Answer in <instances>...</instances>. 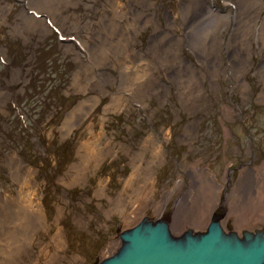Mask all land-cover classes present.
Returning a JSON list of instances; mask_svg holds the SVG:
<instances>
[{"label":"rangeland","instance_id":"rangeland-1","mask_svg":"<svg viewBox=\"0 0 264 264\" xmlns=\"http://www.w3.org/2000/svg\"><path fill=\"white\" fill-rule=\"evenodd\" d=\"M119 1L122 26L132 21L135 96L118 91L110 79L117 68L81 44L97 30L111 32L100 23L111 0H52L49 11L0 0V234L19 233L22 220L29 225L19 210L28 169L46 221L18 236L26 253L16 264H94L117 250L118 229L144 216L168 217L174 235L204 231L220 208L239 233L264 228V0L254 7L211 0L230 17L205 14L203 23L202 15L183 18L178 0ZM23 11L41 23L25 22ZM98 81L100 94L90 88ZM112 94L122 100L105 112ZM100 136L98 147L110 141V149L73 182L81 142ZM198 170L213 177L209 189H201ZM147 171L152 183L142 186ZM131 172L132 187L125 185Z\"/></svg>","mask_w":264,"mask_h":264},{"label":"bare ground","instance_id":"bare-ground-1","mask_svg":"<svg viewBox=\"0 0 264 264\" xmlns=\"http://www.w3.org/2000/svg\"><path fill=\"white\" fill-rule=\"evenodd\" d=\"M50 1L52 0H28L29 6L30 7H35L39 11H45L46 10H51V3ZM111 10L112 12L106 10L101 14L100 17V23L106 22V27L111 30L110 33H108L106 30L101 29L97 30L95 32V38H92V41L90 40H83L81 41V44H88L87 46L91 47V51L89 50V53L91 54V57L96 60H100V64L103 65H110L113 67H116L118 70V79L115 80L113 77L110 79L113 80L114 83L117 85V90L118 91H128L131 96H135V92L132 94V65L135 62V52L132 51V35H129L130 33L132 34V21L129 22L130 18H127V23L129 24L126 27L122 26V23L120 22L119 18H121L122 15H124L122 11V6L119 0H111ZM145 5L153 7V3L150 0H141ZM181 5V10L183 13V18L185 16H189V14L193 15H202L201 23H203L206 19V15H209V17L216 16L218 17V20L220 22L224 21L227 19L226 17H230V13H225L226 15L221 16L218 12L212 10V2L211 0H178ZM225 3L228 2H233L232 0H225ZM235 3L237 2L238 5L240 6L243 1L247 0H234ZM253 4H250L251 7L257 6L261 4L260 1L257 0H251ZM244 5L243 8H246V4ZM48 6V8H46ZM130 7V6H129ZM129 12H132V7L129 8ZM152 16L150 21L153 22L152 25L156 26V30H160V24L156 18V13L152 12ZM205 15V16H203ZM22 19L25 22L28 23H36L37 25L40 24V20H35L32 17L28 16L25 14V12H22ZM168 18V17H166ZM165 18V19H166ZM4 21V18L1 17V22ZM186 21V20H185ZM169 23V21H167ZM108 25V26H107ZM43 29L47 30L44 25ZM162 31V30H161ZM115 37V41H113ZM101 39V40H100ZM112 42L109 44V40ZM108 42L104 44L105 42ZM158 44H154L152 48L157 47ZM151 44L148 46L147 50L151 51L154 55L157 53V48L155 49H150ZM164 51V50H162ZM157 56V55H156ZM157 65H160L161 67L163 66V61L160 60V63H156ZM164 67H169V66H163ZM89 84V82L87 83ZM104 83L102 82H94L90 86L92 90H96L99 94L104 92ZM143 85V84H141ZM140 85V86H141ZM119 95V94H118ZM116 94L111 95V100L110 102L105 106L104 111L107 112L111 110V108L115 107L116 105L120 103L122 100V97ZM82 107H78V111L81 112L82 114ZM74 115L73 113H69L68 117L63 123V129L67 130L69 129L70 122L72 121ZM90 134L93 135V131L90 130ZM94 137V135H93ZM102 136L94 139H87L81 142L80 147H79V162L74 164L71 168L74 171L72 180L73 182H79L83 179L86 170L90 166V161H97L100 157L104 156L106 154V150L110 149V144L111 142H107L106 146L98 147L97 145V140H100ZM99 151V154L97 155L96 151ZM161 150V146L157 147V150L154 154V157L158 158V153ZM95 153V155H93ZM130 157H132L130 155ZM132 160V158H131ZM13 162H19L18 158L13 157L12 158ZM198 173H203L208 174L207 170H198ZM149 174V175H147ZM144 177V183L142 186L151 184L152 183V177L151 174L148 173ZM138 176V175H137ZM136 176V177H137ZM21 183H20V197H21V202H20V212H21V217H25L27 219L28 217V222L29 225H26V220H22L19 222L20 224V230L19 233L10 231L8 234L2 235L0 234V264H16L17 261L20 260V257L22 256V253H26L25 249V241L21 243L19 239V235L24 231V229L27 232H30V230H34L37 228H43L45 225V219H44V213L42 209V205L40 202L39 196L36 195V192L34 190V185L31 186L32 178L29 174V169L27 171V174L25 177L21 178ZM200 183L201 189L202 187L205 188H210L213 183H215L214 179L212 176H209L207 178L206 175H204L203 179L200 178L198 180ZM126 186H131L132 187V172L128 179L125 181ZM199 188L197 190L196 194H201L202 191ZM140 189H135V200L137 201L139 196H140ZM110 203L112 206H116L117 208L121 207L120 210H122V202H120L119 197H114V198H109ZM10 204L11 201H9ZM8 203V205H9ZM163 206V205H162ZM159 208V211L161 215H163V207ZM179 207V204L177 205V208ZM119 210V211H120ZM178 213V211H177ZM222 222V221H221ZM31 224V225H30ZM25 225L27 227H25ZM222 225L225 227V225L222 223ZM23 226V228H22ZM18 231V230H17ZM26 232V234H27ZM57 234V233H56ZM57 236H60V232L57 234ZM24 239H28V237H24ZM108 257V256H107ZM106 258V257H105ZM104 259V258H103Z\"/></svg>","mask_w":264,"mask_h":264},{"label":"water","instance_id":"water-1","mask_svg":"<svg viewBox=\"0 0 264 264\" xmlns=\"http://www.w3.org/2000/svg\"><path fill=\"white\" fill-rule=\"evenodd\" d=\"M225 214H212L204 231L189 228L180 235L170 229L168 217L148 216L133 227L117 230L120 245L94 264H264V228L240 234Z\"/></svg>","mask_w":264,"mask_h":264},{"label":"flooded vegetation","instance_id":"flooded-vegetation-1","mask_svg":"<svg viewBox=\"0 0 264 264\" xmlns=\"http://www.w3.org/2000/svg\"><path fill=\"white\" fill-rule=\"evenodd\" d=\"M225 211H226V210H225L224 208H220L219 211H213L212 214H218V215H219V214H222V213L225 214ZM222 223H223V224H226V222H225L224 220L222 221ZM237 232H238V231H237ZM240 233H241V232H240ZM240 233L238 232V234H240Z\"/></svg>","mask_w":264,"mask_h":264}]
</instances>
